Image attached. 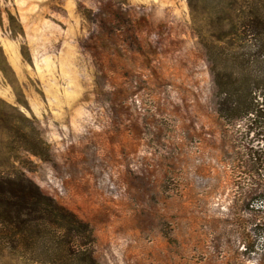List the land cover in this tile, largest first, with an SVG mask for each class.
I'll use <instances>...</instances> for the list:
<instances>
[{
  "label": "rangeland",
  "instance_id": "1",
  "mask_svg": "<svg viewBox=\"0 0 264 264\" xmlns=\"http://www.w3.org/2000/svg\"><path fill=\"white\" fill-rule=\"evenodd\" d=\"M230 1L0 0V171L90 224L99 264H264V200L238 193L209 101ZM26 251L0 242V264Z\"/></svg>",
  "mask_w": 264,
  "mask_h": 264
},
{
  "label": "trees",
  "instance_id": "2",
  "mask_svg": "<svg viewBox=\"0 0 264 264\" xmlns=\"http://www.w3.org/2000/svg\"><path fill=\"white\" fill-rule=\"evenodd\" d=\"M237 1H230L229 12L233 11L238 19L230 20L227 29L218 22V31L211 34V39L202 38L207 40L204 45L213 84L209 101L224 127L222 134L231 139L226 166L237 187L243 188L238 193L244 200H264V151L257 153L249 144L238 141V136L250 132V126L264 132V0H243L239 9ZM29 143L37 146L39 142L30 138ZM252 227L264 228V216L257 217ZM83 236L85 242L78 244V237ZM93 238L90 224L47 195L26 172L0 171L2 244L27 249L31 263L99 264ZM40 246L43 253L38 252Z\"/></svg>",
  "mask_w": 264,
  "mask_h": 264
}]
</instances>
